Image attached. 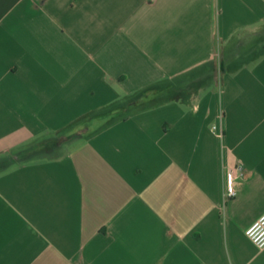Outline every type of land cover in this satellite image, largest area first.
Wrapping results in <instances>:
<instances>
[{
  "label": "crops",
  "instance_id": "1",
  "mask_svg": "<svg viewBox=\"0 0 264 264\" xmlns=\"http://www.w3.org/2000/svg\"><path fill=\"white\" fill-rule=\"evenodd\" d=\"M263 214L264 0H0V264H264Z\"/></svg>",
  "mask_w": 264,
  "mask_h": 264
},
{
  "label": "built area",
  "instance_id": "2",
  "mask_svg": "<svg viewBox=\"0 0 264 264\" xmlns=\"http://www.w3.org/2000/svg\"><path fill=\"white\" fill-rule=\"evenodd\" d=\"M236 171L230 170L226 175V197L231 199L235 191ZM247 238L259 249L264 250V214L255 221L245 232Z\"/></svg>",
  "mask_w": 264,
  "mask_h": 264
},
{
  "label": "rangeland",
  "instance_id": "3",
  "mask_svg": "<svg viewBox=\"0 0 264 264\" xmlns=\"http://www.w3.org/2000/svg\"><path fill=\"white\" fill-rule=\"evenodd\" d=\"M73 144H70V145H64V147L61 149V151H56L54 153H59V152H63V151H66L68 150L70 147H72ZM42 156H39V158H41Z\"/></svg>",
  "mask_w": 264,
  "mask_h": 264
}]
</instances>
